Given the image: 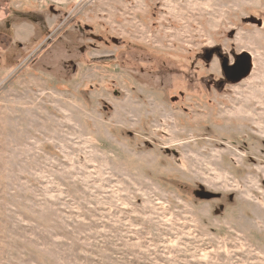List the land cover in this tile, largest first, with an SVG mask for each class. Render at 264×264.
<instances>
[{
	"label": "rangeland",
	"instance_id": "obj_1",
	"mask_svg": "<svg viewBox=\"0 0 264 264\" xmlns=\"http://www.w3.org/2000/svg\"><path fill=\"white\" fill-rule=\"evenodd\" d=\"M0 264H264V0H0Z\"/></svg>",
	"mask_w": 264,
	"mask_h": 264
},
{
	"label": "water",
	"instance_id": "obj_2",
	"mask_svg": "<svg viewBox=\"0 0 264 264\" xmlns=\"http://www.w3.org/2000/svg\"><path fill=\"white\" fill-rule=\"evenodd\" d=\"M236 57V62L233 64L228 63L229 59L227 57H223L222 60V69L225 76L231 81H237L247 76L252 68V57L250 53L243 52Z\"/></svg>",
	"mask_w": 264,
	"mask_h": 264
},
{
	"label": "flooded vegetation",
	"instance_id": "obj_3",
	"mask_svg": "<svg viewBox=\"0 0 264 264\" xmlns=\"http://www.w3.org/2000/svg\"><path fill=\"white\" fill-rule=\"evenodd\" d=\"M49 36V35H48ZM236 59H237V57L235 58V60L233 61V62H230V61H228V63H230V64H233V63H235L236 62ZM225 74V73H224ZM227 78V77H226ZM228 79V78H227ZM231 81V80H230Z\"/></svg>",
	"mask_w": 264,
	"mask_h": 264
}]
</instances>
